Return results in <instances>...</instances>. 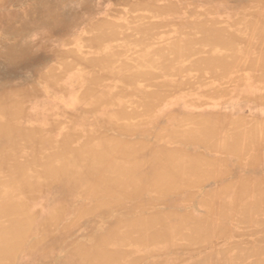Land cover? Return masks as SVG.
Returning a JSON list of instances; mask_svg holds the SVG:
<instances>
[{"label": "bare ground", "instance_id": "6f19581e", "mask_svg": "<svg viewBox=\"0 0 264 264\" xmlns=\"http://www.w3.org/2000/svg\"><path fill=\"white\" fill-rule=\"evenodd\" d=\"M0 264H264V0H0Z\"/></svg>", "mask_w": 264, "mask_h": 264}]
</instances>
